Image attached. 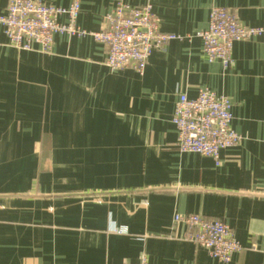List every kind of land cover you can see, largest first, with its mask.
Wrapping results in <instances>:
<instances>
[{"label": "crops", "instance_id": "1", "mask_svg": "<svg viewBox=\"0 0 264 264\" xmlns=\"http://www.w3.org/2000/svg\"><path fill=\"white\" fill-rule=\"evenodd\" d=\"M119 2L151 4L163 32L184 36L214 6L264 26V0H81L78 24L100 31ZM106 57L89 35L21 50L0 24V264H264V36L236 42L228 69L198 37L155 50L142 74ZM201 87L232 101L242 135L219 163L177 147V101ZM176 213L224 220L243 249L211 257L173 229Z\"/></svg>", "mask_w": 264, "mask_h": 264}, {"label": "built area", "instance_id": "2", "mask_svg": "<svg viewBox=\"0 0 264 264\" xmlns=\"http://www.w3.org/2000/svg\"><path fill=\"white\" fill-rule=\"evenodd\" d=\"M81 0L68 6L48 4L42 0H9L7 10L0 14L9 44L21 50L50 52L57 34L92 36L107 48L106 65L111 70L132 68L143 73L155 50H161L173 40L198 37L209 61H220L225 69L233 64L234 44L264 36V26L243 24L234 11L212 7L209 25L194 35L163 32L151 4L131 5L119 2L105 16L104 28L91 32L78 24ZM232 101L208 87H201L195 97L179 96L172 121L177 128L180 152L198 153L220 162L223 149L238 145L242 135L232 125ZM264 196V187L262 190ZM186 226L184 238L204 247L209 255L230 262L243 249L232 227L222 219L201 214H180L173 217V229ZM151 264L146 254L137 262Z\"/></svg>", "mask_w": 264, "mask_h": 264}]
</instances>
